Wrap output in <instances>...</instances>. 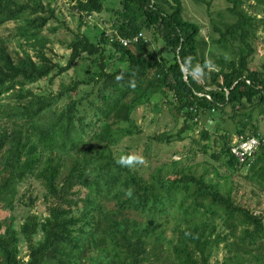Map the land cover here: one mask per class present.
<instances>
[{
    "label": "trees",
    "instance_id": "obj_1",
    "mask_svg": "<svg viewBox=\"0 0 264 264\" xmlns=\"http://www.w3.org/2000/svg\"><path fill=\"white\" fill-rule=\"evenodd\" d=\"M106 1L72 0L71 9L82 24L83 16L100 13ZM112 1L118 9H110L116 16H111V33L100 31L96 41L76 34L67 46L66 65L59 66L46 56L47 39L41 35L49 20L56 18L55 10L43 6L42 0H0V27L20 20L12 35L19 51L10 48L11 39L0 36V99L16 92L15 103H0V207L12 209L17 183L33 177L45 188L48 213L44 219L30 214L19 232L12 221H0V264H16L21 239L28 246L23 264H153L151 258L160 262L164 242L170 243L175 264H207L220 234H215L212 222L200 218L198 207L221 217L226 229H231L229 235L241 226V242L255 245L264 239L263 217L236 206L230 194L221 195L218 181L195 176L175 162L171 170L158 169L146 179L112 149L134 133L130 115L138 106L159 105L166 99L180 115L182 126L176 136L162 134L153 141L182 139L204 118L200 136L208 142L209 131H218L219 120L227 116L233 129L220 135L219 154L211 158L230 172L240 167L253 170L261 164L264 178V138L250 120L254 110L264 114V62L260 70L248 67L254 49L247 39L250 18L238 9L243 0H227L233 21L220 22L219 27L213 24L216 37L209 33L207 41L200 36L199 25L183 17L181 0ZM261 22L264 29V16ZM150 29L161 40L166 56L143 39L142 32ZM138 34L136 42L120 43ZM112 51L124 66L114 68L115 64L109 71L105 56ZM83 55L95 58V76L72 80L56 95L24 91L26 84L63 74ZM99 83L86 121L79 109L81 99L72 96L79 94L80 87L94 89ZM27 95L32 97L23 103ZM99 100L102 106L97 105ZM121 122L131 126L113 128ZM85 136L90 138L84 141ZM233 136L261 138L248 165L239 166L231 153ZM81 188L86 190L83 195ZM185 201H190V212ZM109 202L114 208L108 207ZM170 207L181 215L175 243L166 241L155 219V214L167 213ZM132 212L147 219L137 220L130 216ZM38 234L41 238L34 242Z\"/></svg>",
    "mask_w": 264,
    "mask_h": 264
},
{
    "label": "rangeland",
    "instance_id": "obj_2",
    "mask_svg": "<svg viewBox=\"0 0 264 264\" xmlns=\"http://www.w3.org/2000/svg\"><path fill=\"white\" fill-rule=\"evenodd\" d=\"M181 2L184 8L183 17L199 25L200 36L206 41L209 33L216 37L212 29L213 24L219 27L220 22L230 23L233 21V17L227 11L229 6L227 0H181ZM42 3L43 6L47 7L48 5L49 8L54 9L56 15V18L50 19L41 31V35L47 39L44 52L49 59L59 66L66 65L70 52L67 46L76 34H85L95 41L100 31H104L109 35L112 30L111 16H113L110 9H118L116 2L107 0L104 9L100 13L92 14L90 17L83 16L82 24H79L78 13L71 9L72 0H42ZM207 3H209V6H207ZM263 5L264 0H243L238 6V9L250 18V24L247 28L249 34L247 39L254 49V53L248 59V67L254 70H260L264 62V29L261 22L264 16L262 13ZM19 23L20 20L10 21L0 27V36L11 39L10 48H14L16 51H19V48L12 35ZM142 36L151 49H154L155 52H163L162 54L166 56L161 40L158 39V36L151 29L143 31ZM109 49V46L106 47V50ZM28 52L31 55L33 54L30 49H28ZM215 52L218 53V50L215 49ZM109 55L111 59L108 57ZM118 59L119 54L115 51H112V53L106 52L105 62L109 71L115 64L114 68L124 66V63H119ZM94 60V57L83 55L63 74L50 76L32 84H26L24 85V91L44 96L56 95L62 85L68 84L72 80H83L95 76L97 67ZM99 87L100 83L94 89L92 87H80L79 94L72 96L74 100L81 99L82 106L79 109L86 121L91 116L88 111V105L95 101ZM18 88L16 86V89ZM13 92L16 93L14 90ZM13 92L4 95L0 99V103H15L16 99L13 97ZM89 92H92V94H87ZM31 97L32 95H27L23 99V103H26ZM62 104L63 102H60L57 106L60 107ZM97 105L102 106V102L99 100ZM256 112L254 110L250 120L256 126L257 133L264 138V114H256ZM3 118L6 119L7 117ZM130 118L133 123L132 130L134 133L124 136L112 149L115 155L122 154V158L139 175L149 179L158 169H162L163 173L164 170L172 169L173 162L178 163V167L190 168L195 176L204 175L206 178L218 181L221 184V195L227 196L230 194L236 206L247 209L251 214L260 215L264 219V178L262 177L261 164L253 170L240 167L235 172H230L220 162L211 158V154H219L222 144L219 138L220 135L224 131L228 132L233 129L227 116L219 120L218 131H209L211 139L208 142L200 136L201 129L205 128L203 118L198 121L194 131H187L182 134V139L181 136L179 139L176 137L178 140H172L170 143L153 141L155 136L162 134L176 136V132L182 126L180 115L166 103V99L159 100V105L151 102L138 106L131 113ZM210 123L214 124L215 122L211 121ZM10 126L11 124H9ZM120 126L126 128L131 125L121 122L114 124L113 128ZM1 127H3L2 123ZM89 138V136H85L84 141ZM232 140L231 143L235 140L234 136ZM204 145H207L205 150L203 149ZM84 146L82 144V147ZM213 168L217 171V175L214 173ZM85 192L86 190L81 188L79 193L83 195ZM45 193V188L39 180L33 177H26L21 180L16 186L13 208L8 210L0 207V221H5L6 223L12 221L14 229L19 232L21 225L30 214H37L39 219H44L48 216L44 202ZM203 204L207 205V202L204 201ZM108 207L114 208L113 202H109ZM184 207H188V212H190V201H185ZM196 213L207 223L212 222L215 226V234H220L219 241L210 252L207 264H264V239H259L255 245H250L246 241L241 242L238 237L241 233V226L236 228L233 235H229L231 229H226L221 217L205 213L204 207H198ZM218 213L222 214L220 211ZM130 216L140 221L147 219L145 214L136 212H132ZM197 217L195 215L192 216V218ZM155 219L161 223L166 241L175 243L176 224L177 221L181 220V215L175 212L174 207H170L167 213L155 214ZM215 234H213L212 238L215 237ZM224 235H227L226 239L223 238ZM40 238L41 235L38 234L33 241L36 242ZM27 255L28 246L21 239L16 264L25 263L28 259ZM196 257L199 259V254ZM160 258L159 263L154 258H151V261L153 264L176 263L170 243H162ZM199 264L202 263L199 262Z\"/></svg>",
    "mask_w": 264,
    "mask_h": 264
},
{
    "label": "built area",
    "instance_id": "obj_3",
    "mask_svg": "<svg viewBox=\"0 0 264 264\" xmlns=\"http://www.w3.org/2000/svg\"><path fill=\"white\" fill-rule=\"evenodd\" d=\"M141 34L134 36L132 39H121L120 43L123 46H127L131 42H136ZM262 140L259 136H250L246 138L239 137L235 139L231 145V153L236 158L237 164L242 166L244 164L248 165L258 148L260 147Z\"/></svg>",
    "mask_w": 264,
    "mask_h": 264
},
{
    "label": "water",
    "instance_id": "obj_4",
    "mask_svg": "<svg viewBox=\"0 0 264 264\" xmlns=\"http://www.w3.org/2000/svg\"><path fill=\"white\" fill-rule=\"evenodd\" d=\"M181 70H182V72H183V75H184V79L186 80L187 78H186V74H187V71H186V69L181 65Z\"/></svg>",
    "mask_w": 264,
    "mask_h": 264
}]
</instances>
